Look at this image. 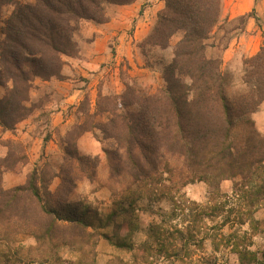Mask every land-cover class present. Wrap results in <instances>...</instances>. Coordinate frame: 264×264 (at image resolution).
I'll return each instance as SVG.
<instances>
[{
	"label": "trees",
	"instance_id": "1",
	"mask_svg": "<svg viewBox=\"0 0 264 264\" xmlns=\"http://www.w3.org/2000/svg\"><path fill=\"white\" fill-rule=\"evenodd\" d=\"M134 1L34 0L23 4L0 0V85L10 86L0 99V128L12 129L33 111L34 107L27 104L36 78H61V57L74 53L73 35L82 21L103 23L107 20L106 3L123 6ZM9 5L13 10L2 19V10ZM220 15L221 0H163L155 24L142 42L165 49L173 35H181L163 72L164 89L148 96L127 93L121 99V109L109 97H101L105 108L97 102V112L89 111V129L80 124L75 126L74 136L66 133L64 167L58 174L34 169L25 184L6 190L1 187L3 172L23 164L25 156L14 159L8 153L0 159V243L13 234H30L39 259L29 260L32 264L46 262L40 254L47 243L52 248H74L76 242H91L93 234L87 232L91 224L79 211L82 204L73 205L71 197L77 179L72 168L78 160L75 142L92 128L114 138L124 151L120 158L106 153L110 178L121 175L115 167L117 162L130 176L129 185L120 190L122 200H127L129 193L134 201L139 194L149 196L143 189L160 195L156 189L153 192V186L159 184L163 174L169 177L175 193L195 181L216 191L221 181L231 180L235 190L245 188L247 223L251 233L257 231L259 222H254L250 213L252 208L264 205V137L255 130L250 115L264 103V44L242 62L245 90L228 97L221 62L206 56L207 41ZM238 19L244 23L245 15ZM98 111L105 114L101 124L92 121ZM237 122L242 124L239 133H235ZM54 177L59 184L50 190L48 184ZM118 208L119 214H110L117 224L114 232L120 234L114 247L131 251L129 239L138 226L132 223L131 209ZM118 216H122L119 222ZM236 250L240 262L248 256L252 259L246 263L256 262L251 252ZM15 262L22 264V257ZM54 263L58 264L59 258Z\"/></svg>",
	"mask_w": 264,
	"mask_h": 264
},
{
	"label": "rangeland",
	"instance_id": "2",
	"mask_svg": "<svg viewBox=\"0 0 264 264\" xmlns=\"http://www.w3.org/2000/svg\"><path fill=\"white\" fill-rule=\"evenodd\" d=\"M15 1L23 4L34 2ZM160 1L163 4V0ZM155 2L157 0H144L139 14L148 4ZM108 6L112 5H104L107 20L97 24L108 22ZM12 10L13 5L5 7L2 10V19ZM243 15L244 23L238 19ZM155 21L156 19L154 24ZM85 22L82 21L81 25ZM1 28L0 21V33ZM133 28L134 21L127 23L124 30L127 39L132 36ZM78 30L73 35L74 43L75 37L81 36ZM180 37V33L173 35L165 49L148 46L142 40L131 41L130 47L126 41L119 48V41L114 37L109 40L111 49L108 53L113 54L112 59H104L107 63L104 61L95 72L89 73V76L71 77L77 83L64 81L65 77L61 74L59 79L45 81L36 78L29 91L30 100L27 104L31 109L34 107L33 111L49 103L53 104L55 100L51 96L55 94L60 99L67 88H70L68 94L71 103L73 101L75 104L69 105L65 97L57 101L58 104L69 105L66 111L69 122L63 127L45 125V122H40L44 117L35 121L38 118L34 116L35 111H32L12 129L0 128V159L5 158L8 153H12L14 159L25 156L23 164H17L14 169L3 172L1 187L7 190L25 184L34 169L58 174L64 167L66 133L74 136L77 131L75 126L80 124L89 129V111L97 112V102L102 109L105 108L101 97H109L117 104L115 107L121 109V99L127 93L130 95L133 91L137 96H148L164 89L163 72L172 61L174 44ZM263 44L264 0H221V15L207 41L206 56L221 62L220 72L228 97L232 98L245 90L242 82V62L258 53ZM75 49L77 50V47ZM77 52L62 55L61 70L65 65L72 67L67 61L69 57L74 58ZM126 54L130 59L126 58ZM72 85H79L82 91L72 93ZM8 87V84L0 85V99ZM130 109H135V106ZM103 117L105 114L102 115L98 111L92 121L101 124ZM250 118L255 130L264 137V103ZM241 129L242 124L237 122L235 133H239ZM77 140L75 149L78 160L72 167L77 179L71 201L73 205L82 204L79 211L84 213L91 224L87 232H91L93 238L87 245L74 243V248H52L47 243L40 254L46 262L32 264H55L54 261L58 258V264H264V205L251 209L250 217L254 222H259L257 231L251 233L247 223L245 188L237 191L231 180H223L215 191V187L195 181L175 193L167 181L169 177L163 174L159 184L153 186V192L156 189L161 192L160 195L154 196L143 189L149 196L138 193L140 197L134 201L133 195L129 193L130 197L124 201L119 193L121 188L125 189L126 185H129L130 176L117 162L115 167L122 171L121 175L110 178L106 156V153H109V156L116 154L119 158L123 156L124 151L118 142L112 137L104 136L97 128H92ZM58 184L59 179L54 177L50 179L48 188L54 190ZM249 190L250 188L247 192ZM131 198L133 200L129 202ZM118 207L131 209L132 223L138 226L133 235H130L129 243L133 248L131 251L114 247L118 239L120 241V234L119 231L114 232L113 228L117 227V224L110 214H119ZM119 216L116 217L117 222L122 219V216ZM152 234L155 237H152ZM96 240L98 242L94 246ZM35 244L33 237L28 233L8 236L0 243V264H20L15 262V259L21 257L22 264H31V259L39 260L37 253L33 251ZM236 249L251 252L256 262L246 263L248 259H252L250 256L240 262Z\"/></svg>",
	"mask_w": 264,
	"mask_h": 264
},
{
	"label": "crops",
	"instance_id": "3",
	"mask_svg": "<svg viewBox=\"0 0 264 264\" xmlns=\"http://www.w3.org/2000/svg\"><path fill=\"white\" fill-rule=\"evenodd\" d=\"M143 2L144 0H135L128 5L108 6L106 8L107 16L109 18L108 22L104 24L85 22L81 25L78 30V34L81 36L75 37L78 52L74 58L69 57V60L67 61L72 64V67L65 65L61 70V75L65 77L64 81H75L72 79L75 75L82 77H85L86 75L89 76V73L91 74L95 72L105 60L110 59V57L112 59L113 54L108 53L111 49L109 48V40L111 38L113 39L115 37V39L119 41V48L123 46L126 41H128L127 44L128 47H130L131 41L138 42L143 40L153 27L158 11L163 7L162 2L157 0L155 3L148 4L141 14H139V9ZM146 2H149V0H146ZM131 21H134V28L132 36H129L127 39L128 36L125 35L124 30L126 29L127 23ZM126 58L130 59L128 54H126ZM105 63H107V61H105ZM75 83L77 82L75 81ZM69 89L70 88L65 89V93H62L60 99L65 97L67 98L66 100L69 102V105H73L75 103H73V101L71 103L68 94ZM72 90V93L82 91L79 85H72ZM51 97L55 100L53 104L49 103L38 108L36 110L39 112L38 114H35V110V112L33 111L34 116L38 118L35 121H40V119H43L44 117L43 121L40 122H45V125L49 124V126L52 127H63L69 122L66 114L69 105L58 104L57 101L60 99L59 96L57 97L55 94ZM30 122L29 119V123Z\"/></svg>",
	"mask_w": 264,
	"mask_h": 264
}]
</instances>
